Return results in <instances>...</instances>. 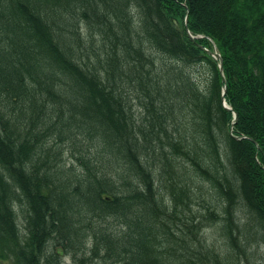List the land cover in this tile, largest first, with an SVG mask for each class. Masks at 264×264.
<instances>
[{
	"label": "trees",
	"instance_id": "trees-1",
	"mask_svg": "<svg viewBox=\"0 0 264 264\" xmlns=\"http://www.w3.org/2000/svg\"><path fill=\"white\" fill-rule=\"evenodd\" d=\"M262 244L264 0H0V264H250Z\"/></svg>",
	"mask_w": 264,
	"mask_h": 264
},
{
	"label": "rangeland",
	"instance_id": "rangeland-1",
	"mask_svg": "<svg viewBox=\"0 0 264 264\" xmlns=\"http://www.w3.org/2000/svg\"><path fill=\"white\" fill-rule=\"evenodd\" d=\"M136 101L134 100V103ZM136 108V113H139V111H141L139 109V106L135 105L134 106ZM65 160H66V167L71 166L72 164H74L77 168V170L80 169L79 166L76 165V161L74 158H72L70 151L65 149V154H64ZM171 177V175H166V179ZM191 186L193 191L196 193L197 195V199H198V204L195 206L196 209L198 210H202L203 209V204H201V198L207 197V195H209V189H210V185L207 182H202L200 177H197L195 179V182H191ZM16 211L18 214V224L20 225L21 228H23V222H24V218L22 215V210L20 209V207H16ZM206 233L207 236L209 237V242H214L215 245L221 250V251H227V246H226V240L223 237V235L220 232V224L219 222L216 223L214 226L212 227H208L206 229ZM64 260L67 263H71V260L69 257H67L66 255L63 254ZM3 264H13L11 261H6ZM241 264H247L245 262L244 259H242ZM250 264H264V244L261 245V247L259 248V250L257 251V256H255L254 258L251 259Z\"/></svg>",
	"mask_w": 264,
	"mask_h": 264
},
{
	"label": "water",
	"instance_id": "water-1",
	"mask_svg": "<svg viewBox=\"0 0 264 264\" xmlns=\"http://www.w3.org/2000/svg\"><path fill=\"white\" fill-rule=\"evenodd\" d=\"M188 24V16L186 17V25ZM187 30L189 31V29L187 28ZM192 38H194L193 36H191ZM207 52H209L211 55H213L216 59H219L220 61V64H219V67H220V71L221 73L223 74V71H224V67H223V59H222V56L221 54L217 51V50H210L208 48H204ZM226 92H227V88L225 86L224 90H223V105L226 109L228 110H232V107L229 106L225 100V96H226ZM238 119V114L237 112L234 111V123L237 121ZM233 123V125H234ZM232 134V132H231Z\"/></svg>",
	"mask_w": 264,
	"mask_h": 264
}]
</instances>
